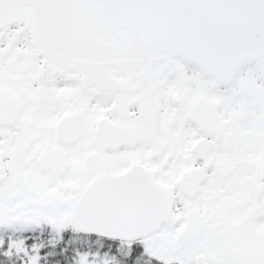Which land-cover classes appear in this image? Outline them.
<instances>
[{
  "label": "snow or ice",
  "instance_id": "1",
  "mask_svg": "<svg viewBox=\"0 0 264 264\" xmlns=\"http://www.w3.org/2000/svg\"><path fill=\"white\" fill-rule=\"evenodd\" d=\"M0 264H264V0H0Z\"/></svg>",
  "mask_w": 264,
  "mask_h": 264
}]
</instances>
